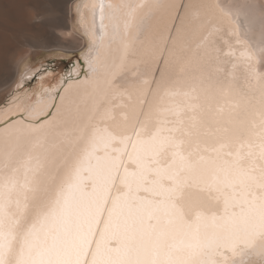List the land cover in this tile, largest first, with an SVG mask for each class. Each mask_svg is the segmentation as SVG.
<instances>
[{"label":"snow or ice","instance_id":"6c2138e0","mask_svg":"<svg viewBox=\"0 0 264 264\" xmlns=\"http://www.w3.org/2000/svg\"><path fill=\"white\" fill-rule=\"evenodd\" d=\"M72 13L75 58L7 53L0 264H264V0Z\"/></svg>","mask_w":264,"mask_h":264},{"label":"bare ground","instance_id":"6f19581e","mask_svg":"<svg viewBox=\"0 0 264 264\" xmlns=\"http://www.w3.org/2000/svg\"><path fill=\"white\" fill-rule=\"evenodd\" d=\"M73 2L74 0H0V105L17 80L16 69L8 61V50L19 43H26L37 54L39 47L61 45L57 32L77 35L72 13ZM37 16L45 19L35 22ZM51 77L52 75H48L42 82L36 81L34 91L29 88L20 90L24 102L33 103L42 88L58 84L59 76L54 83L49 81L48 78Z\"/></svg>","mask_w":264,"mask_h":264},{"label":"rangeland","instance_id":"374dc122","mask_svg":"<svg viewBox=\"0 0 264 264\" xmlns=\"http://www.w3.org/2000/svg\"><path fill=\"white\" fill-rule=\"evenodd\" d=\"M57 33H58L59 39L61 40L60 46L64 47L66 50H70L73 53V58H75V54L77 53V50L80 47V43H81L80 40L78 39V36L75 33H71V34H62V33L59 34V32H57ZM52 48H55V47H51V46L39 47V49H38L39 53L35 54V60L33 61L34 67L38 68V67H40L42 62H45L46 60L52 59V54L48 51V49H52ZM54 63L58 64L57 61H54ZM58 76H59V74L57 73L56 76H52L51 78H48V79H49V81H51V83H54L57 80ZM15 86H16V84H15ZM15 86H13L12 89H14ZM26 88H29L31 91H34L36 88V80L25 83L21 90L26 89ZM7 96H8V94L6 95V97ZM6 97H4V99H3L4 101H5Z\"/></svg>","mask_w":264,"mask_h":264}]
</instances>
